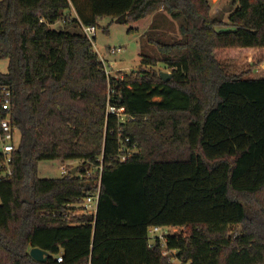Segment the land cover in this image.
<instances>
[{"label":"trees","instance_id":"16d2710c","mask_svg":"<svg viewBox=\"0 0 264 264\" xmlns=\"http://www.w3.org/2000/svg\"><path fill=\"white\" fill-rule=\"evenodd\" d=\"M230 5L225 21L212 0H0V84L20 132L13 178L0 182V264H172L150 245L152 225L179 228L167 244L193 264H264V78L224 60L264 49V0ZM105 16L131 34L152 17L140 34L159 58L141 46L143 65L171 78L108 76L83 30ZM167 17L178 39H163ZM57 159L81 165L40 177ZM99 177L96 214L69 215Z\"/></svg>","mask_w":264,"mask_h":264},{"label":"rangeland","instance_id":"374dc122","mask_svg":"<svg viewBox=\"0 0 264 264\" xmlns=\"http://www.w3.org/2000/svg\"><path fill=\"white\" fill-rule=\"evenodd\" d=\"M231 0H212V14L219 17L222 20L227 21L228 16L233 10V6L230 5ZM75 11L72 10L71 18L74 17ZM152 17H148L141 21L139 27L141 32L131 34L127 32L128 24L121 18H113L105 16L100 19L96 32V47L106 60L104 67L109 70L108 76L124 77L128 75L134 76V74L142 71H161L172 72L159 62L157 65H143V61L146 58L142 53L140 47L144 48V52L151 57L159 58V54L155 45L147 44L144 35H142L151 22ZM163 25L160 26V30L165 31L167 36L163 39L170 41V37L178 39L180 37L176 23L172 22L170 18L163 19ZM84 26V25H83ZM57 29H67L74 31L75 28L67 27L62 21H59L52 25ZM143 32V33H142ZM142 33V34H140ZM110 47H121L122 51L117 54H110ZM226 65L230 68L231 72L240 73L248 77L264 78V49L258 53L255 57H246L243 55H236L224 59ZM7 60L0 59V71L5 72L7 70ZM107 74V73H106ZM130 152L137 150L136 147L129 148ZM67 165L68 167L77 168L81 165L80 161H68L61 162L60 160L43 161L39 164L40 177H59L61 176V165ZM81 211H72L69 215H80Z\"/></svg>","mask_w":264,"mask_h":264},{"label":"built area","instance_id":"2783aa9c","mask_svg":"<svg viewBox=\"0 0 264 264\" xmlns=\"http://www.w3.org/2000/svg\"><path fill=\"white\" fill-rule=\"evenodd\" d=\"M84 33L92 41L95 51L99 54L100 59L103 64L106 65V60L99 52L96 47V32L97 27L95 25L83 26ZM122 51L121 47H110V54H117ZM107 75L109 70L105 68ZM12 100L13 92L8 84H0V182L10 180L13 178L14 169V153L17 150L20 143V132L15 127L11 121L12 116ZM113 109V108H112ZM119 154L120 162L127 161L132 152L129 148ZM73 167H68L67 165H61V176L71 174ZM102 170V167H100ZM101 192V177L95 181V187L93 191L86 196L83 202L80 204L82 213L86 214H96L98 208V201ZM179 228L168 227L162 225H152L148 229V234L150 237V245H153L156 241H160L162 248V254L167 256L172 264H193L191 260H183L177 256V251L175 249L169 248L167 244V238L169 234H174L179 232ZM62 260V256L58 257V261Z\"/></svg>","mask_w":264,"mask_h":264},{"label":"water","instance_id":"95a60500","mask_svg":"<svg viewBox=\"0 0 264 264\" xmlns=\"http://www.w3.org/2000/svg\"><path fill=\"white\" fill-rule=\"evenodd\" d=\"M161 74L164 80H169L172 76L171 72H162ZM76 171H77V168H74L71 171V173L74 174ZM30 255L35 260L40 261V262H46L49 258V253L46 250L39 248V247H32L30 250Z\"/></svg>","mask_w":264,"mask_h":264}]
</instances>
